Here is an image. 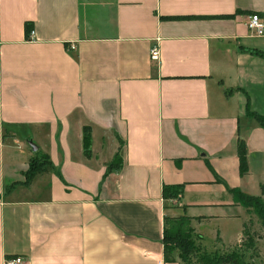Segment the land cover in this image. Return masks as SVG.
Returning a JSON list of instances; mask_svg holds the SVG:
<instances>
[{
    "label": "crops",
    "instance_id": "obj_1",
    "mask_svg": "<svg viewBox=\"0 0 264 264\" xmlns=\"http://www.w3.org/2000/svg\"><path fill=\"white\" fill-rule=\"evenodd\" d=\"M255 13L264 0H0V264H187L165 259L180 216L193 258L243 253L247 225L264 264V223L231 191L264 187V127L246 112L264 115ZM30 142L51 163L24 185Z\"/></svg>",
    "mask_w": 264,
    "mask_h": 264
},
{
    "label": "trees",
    "instance_id": "obj_2",
    "mask_svg": "<svg viewBox=\"0 0 264 264\" xmlns=\"http://www.w3.org/2000/svg\"><path fill=\"white\" fill-rule=\"evenodd\" d=\"M30 23L26 25V34L29 35L32 31ZM230 91L228 90L227 93ZM246 112L249 116H252L258 120L260 125L264 127V115L256 112H252L247 101ZM85 151L88 154L91 149V137L88 129H85ZM30 160L27 171L25 172L24 185H30L38 174L45 173L48 171L50 165V157L47 154H43L39 151ZM238 155L240 159V172L241 175H245L249 171L248 160H247V148L243 140L238 141ZM120 158L117 156L116 159L108 165L107 172L120 166ZM183 184L170 185L166 184L163 187V195L165 198H179L183 193ZM12 189V184H7L5 192L9 193ZM239 202L243 203L247 207H253L260 215L262 222L264 223V202L260 199L261 196H253L242 193L239 190H231ZM262 196H264V187H262ZM194 229L191 227L190 218L187 216L180 217H166L165 218V259L167 261H174L173 252L179 250L181 252L182 259L188 260L190 257H196L197 251L200 249L194 240ZM263 236L257 233H251L247 225L244 226V234L241 243L243 245L255 246L256 238ZM201 264H252L246 261L238 251H231L223 255H209L204 254L199 257Z\"/></svg>",
    "mask_w": 264,
    "mask_h": 264
},
{
    "label": "built area",
    "instance_id": "obj_3",
    "mask_svg": "<svg viewBox=\"0 0 264 264\" xmlns=\"http://www.w3.org/2000/svg\"><path fill=\"white\" fill-rule=\"evenodd\" d=\"M247 26L251 36L261 37L264 35V17L261 14L250 15ZM30 35H33V31L30 32ZM150 58L156 62L161 60V51L158 45L151 48ZM25 262L26 258L22 255L7 257L5 260V264H24Z\"/></svg>",
    "mask_w": 264,
    "mask_h": 264
},
{
    "label": "rangeland",
    "instance_id": "obj_4",
    "mask_svg": "<svg viewBox=\"0 0 264 264\" xmlns=\"http://www.w3.org/2000/svg\"><path fill=\"white\" fill-rule=\"evenodd\" d=\"M260 199L264 202V196L260 195ZM251 209V215L253 218H255V220H257L258 218H260L259 213L257 212V210H255L253 207H249ZM242 251L243 253H240V255L243 256V258L248 261L251 262V258L254 256V246L253 245H245L242 247ZM226 254V253H225ZM181 255V252H180ZM202 255H199V257ZM199 257L198 258H192L190 257L188 260H183L184 263L187 264H201V262L199 261ZM182 258V257H181Z\"/></svg>",
    "mask_w": 264,
    "mask_h": 264
},
{
    "label": "water",
    "instance_id": "obj_5",
    "mask_svg": "<svg viewBox=\"0 0 264 264\" xmlns=\"http://www.w3.org/2000/svg\"><path fill=\"white\" fill-rule=\"evenodd\" d=\"M30 144H31V146H32V148H33L34 151H37L38 150V147L35 145V143L30 142Z\"/></svg>",
    "mask_w": 264,
    "mask_h": 264
}]
</instances>
